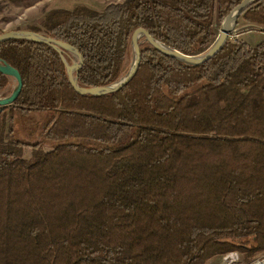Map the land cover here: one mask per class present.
Here are the masks:
<instances>
[{
	"label": "trees",
	"instance_id": "obj_1",
	"mask_svg": "<svg viewBox=\"0 0 264 264\" xmlns=\"http://www.w3.org/2000/svg\"><path fill=\"white\" fill-rule=\"evenodd\" d=\"M241 1L77 6L49 11L42 29L80 53L78 84L91 89L127 73L134 30L200 54L215 20ZM239 21L264 28V0ZM140 51L126 87L83 97L50 46L0 43V62L22 80L0 108V264H206L264 253V41L229 39L198 67L147 44ZM14 89L0 71V98Z\"/></svg>",
	"mask_w": 264,
	"mask_h": 264
},
{
	"label": "water",
	"instance_id": "obj_2",
	"mask_svg": "<svg viewBox=\"0 0 264 264\" xmlns=\"http://www.w3.org/2000/svg\"><path fill=\"white\" fill-rule=\"evenodd\" d=\"M258 0H242L238 6H236L231 12H229L222 21L221 30L214 39L213 43L202 53L196 55H185L171 47L163 44L162 42L152 38L148 31L138 28L131 34L130 49H131V61L127 73L121 77L118 81L98 88L84 89L78 84L79 75L83 66V57L73 47L58 42L52 38H49L41 33L30 31H15L8 32L0 35V43L10 40H22L27 42L40 43L53 48L60 56L62 63L64 64L68 76L69 82L73 91L83 97H103L110 94H115L126 87L138 72L141 62L140 47L142 44H147L151 48L155 49L160 54L172 58L182 64L191 67H198L213 59L223 48L229 38L233 37L237 30L235 29L241 15L251 6H253ZM65 53H68L74 58L70 65L66 58ZM0 71L11 75L15 81L14 92L6 98H0V108L11 106L17 99L21 88L22 80L17 71L10 66L3 65L0 62Z\"/></svg>",
	"mask_w": 264,
	"mask_h": 264
},
{
	"label": "rangeland",
	"instance_id": "obj_3",
	"mask_svg": "<svg viewBox=\"0 0 264 264\" xmlns=\"http://www.w3.org/2000/svg\"><path fill=\"white\" fill-rule=\"evenodd\" d=\"M123 0H0V35L8 32L26 31L27 29L37 28L43 34V21L45 15L56 9L72 10L77 6H84L91 10L101 12L107 5L120 3ZM222 22L215 20L214 31L216 36L221 30ZM237 32L230 41L236 39L241 41H251L255 36L264 35V28L249 25L239 21L236 28ZM71 59L74 58L71 56ZM28 121V132L37 130L38 118L30 117ZM48 118L44 119V124ZM30 150H25V156L28 157ZM263 254V253H262ZM258 253L255 257L260 256ZM243 256V255H242ZM254 257V258H255ZM221 257H215L210 264H214ZM209 260V262L211 261ZM243 260V258H242ZM208 264V263H207Z\"/></svg>",
	"mask_w": 264,
	"mask_h": 264
},
{
	"label": "built area",
	"instance_id": "obj_4",
	"mask_svg": "<svg viewBox=\"0 0 264 264\" xmlns=\"http://www.w3.org/2000/svg\"><path fill=\"white\" fill-rule=\"evenodd\" d=\"M214 264H264V253L249 262H243L242 256L237 252H230L223 256Z\"/></svg>",
	"mask_w": 264,
	"mask_h": 264
},
{
	"label": "crops",
	"instance_id": "obj_5",
	"mask_svg": "<svg viewBox=\"0 0 264 264\" xmlns=\"http://www.w3.org/2000/svg\"><path fill=\"white\" fill-rule=\"evenodd\" d=\"M252 42L251 41H245L246 43H248L251 47H254L256 45H258L259 43L263 42L264 41V35H261V36H255V38H251ZM211 262H214V260H211L210 262L208 261L207 263L210 264ZM206 263V264H207Z\"/></svg>",
	"mask_w": 264,
	"mask_h": 264
}]
</instances>
